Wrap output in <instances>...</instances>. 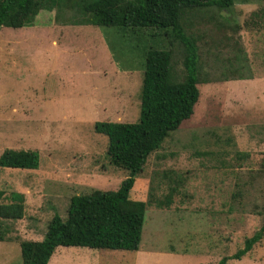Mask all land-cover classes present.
Segmentation results:
<instances>
[{"label": "rangeland", "instance_id": "obj_1", "mask_svg": "<svg viewBox=\"0 0 264 264\" xmlns=\"http://www.w3.org/2000/svg\"><path fill=\"white\" fill-rule=\"evenodd\" d=\"M59 20L41 10L34 26L0 28V154H39L37 169L0 167V203L11 202L12 192L23 203L22 218L6 222L0 264H21L20 242L43 239L71 196L115 190L128 175L105 156L107 137L94 123L137 120L142 52L169 47L155 28ZM183 22L198 47L199 97L130 190L131 199L149 202L139 249L58 246L48 264H216L260 228L264 0H236L220 13L188 11ZM173 49L180 73L181 47ZM171 186V203L158 207ZM226 264H264V238Z\"/></svg>", "mask_w": 264, "mask_h": 264}, {"label": "trees", "instance_id": "obj_2", "mask_svg": "<svg viewBox=\"0 0 264 264\" xmlns=\"http://www.w3.org/2000/svg\"><path fill=\"white\" fill-rule=\"evenodd\" d=\"M236 0H0V28L34 26L41 10L54 11L62 24L129 28L130 31L155 28L168 38L169 47L149 45L142 52V80L139 115L134 122L96 121L94 130L107 137L105 156L128 175L115 190L94 189L70 197L65 216L55 212L47 222L41 240L20 242L21 264H48L58 246L137 251L141 240L148 201L130 198V190L148 157L165 138L188 119L199 97V55L196 40L184 27L186 12L228 11ZM247 1V0H241ZM69 10V14L65 11ZM181 47L182 71L174 68V46ZM173 46V47H172ZM35 150L6 148L0 154V167L37 169ZM157 206H168L176 186H171ZM1 195V193H0ZM11 202L0 203V240L8 232L7 221L23 216L19 193ZM263 222L244 246L229 258L239 259L264 238Z\"/></svg>", "mask_w": 264, "mask_h": 264}]
</instances>
